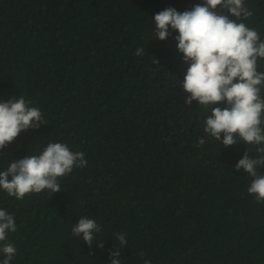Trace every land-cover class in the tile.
<instances>
[{"label": "trees", "instance_id": "1", "mask_svg": "<svg viewBox=\"0 0 264 264\" xmlns=\"http://www.w3.org/2000/svg\"><path fill=\"white\" fill-rule=\"evenodd\" d=\"M203 3L0 0V101L23 96L46 123L0 151V172L57 142L88 162L61 177L57 193L19 200L0 189V209L17 226L0 242L17 249L10 264H111L117 249L121 264H264V202L247 191L254 178L235 169L247 150L261 154L205 133L211 107L186 103L178 32L154 37L157 13ZM244 4L252 15L237 22L264 40V0ZM81 217L101 228L91 247L72 232Z\"/></svg>", "mask_w": 264, "mask_h": 264}, {"label": "clouds", "instance_id": "2", "mask_svg": "<svg viewBox=\"0 0 264 264\" xmlns=\"http://www.w3.org/2000/svg\"><path fill=\"white\" fill-rule=\"evenodd\" d=\"M218 8L236 20L228 14H219ZM251 15L244 0H204L203 4L183 13L169 7L154 16V37L164 41L169 37L170 28L178 32L177 47L189 65L181 85L190 94L186 103L190 105L195 100L211 107V115L204 121L205 133L216 141L223 134V146L239 141L257 146L256 151L261 155L253 159L247 150L235 169H243L254 178L247 191L260 203L264 202V175L257 168L264 167V128L261 126L264 124V72L257 70V62L258 58H264V40L256 30L237 22ZM135 54L143 55L144 49H137ZM30 104L23 96L0 101V151L22 131L46 124L40 109ZM216 104L227 106L214 107ZM198 142L203 145L205 140L201 138ZM87 163L85 153L73 152L66 144L49 143L39 155L16 159L6 171L0 172V189L19 200L45 190L57 193L61 191L59 179L70 174L74 167L83 168ZM16 229L14 216L0 209V242ZM100 231L96 221L87 217H81L72 228L74 236L82 238L89 247ZM125 235H116L121 248L127 244ZM99 247L103 249L104 244ZM16 252L14 245L4 244L0 247L4 255L0 264H10ZM110 256L111 264H121L119 249Z\"/></svg>", "mask_w": 264, "mask_h": 264}]
</instances>
